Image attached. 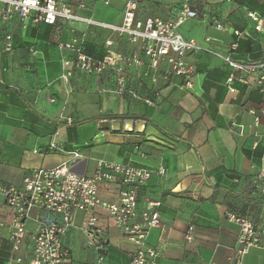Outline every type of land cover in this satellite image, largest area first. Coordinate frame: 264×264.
Returning <instances> with one entry per match:
<instances>
[{"label": "crops", "instance_id": "0c3cea01", "mask_svg": "<svg viewBox=\"0 0 264 264\" xmlns=\"http://www.w3.org/2000/svg\"><path fill=\"white\" fill-rule=\"evenodd\" d=\"M58 1L79 16L120 25L127 0H85L82 7L79 0ZM138 1L142 20L170 19L183 2ZM191 6L199 17L188 20L180 32L202 49L187 56L196 68L189 78H166L151 70L139 45L96 25L65 20L47 25L24 22L18 15L6 25L0 22V183L19 186L31 170L66 161L86 176L95 174L98 160L163 166L166 173L152 176L137 209L140 215L146 199L161 202V224L147 238L159 251L156 264H235L239 228L226 214L247 217L264 229V194L257 184L264 163V84L257 73L234 70L223 56L247 67L264 62V33L255 31L248 16L257 11L264 17V0H191ZM6 34L12 35L10 52L4 50ZM70 41L99 58L136 51L145 64L127 68L124 95L101 92L116 88L111 72H76L67 84L60 78L58 44ZM232 74L247 79L233 84L236 92L226 84ZM189 80L192 89L186 87ZM74 153L83 157L76 159ZM120 190L118 180L99 186L100 196L109 202L119 200ZM93 214L106 233L105 262L99 263L97 252L87 247L81 225L88 215L78 213L62 237L70 251L67 264H129L135 246L105 211ZM10 218L0 195V264H17L12 259L30 251L26 245L14 252ZM28 227L34 229V222ZM260 238L242 264H264V234Z\"/></svg>", "mask_w": 264, "mask_h": 264}, {"label": "built area", "instance_id": "2783aa9c", "mask_svg": "<svg viewBox=\"0 0 264 264\" xmlns=\"http://www.w3.org/2000/svg\"><path fill=\"white\" fill-rule=\"evenodd\" d=\"M85 0H79L82 7ZM138 0H127L123 12L122 23L112 25L96 22L90 18L79 16L71 8L61 4L58 0H0V22L8 24L15 15L22 21L28 20L34 23L55 25L58 20L80 21L88 25H96L109 29L119 36H126L130 43L139 45L148 66L155 72L162 71L166 78L185 77L195 75L196 68L187 61L189 53L202 48L194 38H186L180 28L190 19L199 17L192 9L191 0H183L178 12L170 19L147 18L139 19ZM249 18L255 22V31L264 33V17L258 12L249 11ZM221 28V25H218ZM112 41H106V46H112ZM62 53L61 79L69 84L76 72L85 75L102 76L111 72L115 78L116 88L101 89L102 93L124 95L128 93L127 68L136 64L143 66L145 60L134 51L129 55H120L108 52L99 58L83 51L76 41L59 43ZM237 48V43L232 49ZM13 49L12 35L6 34L4 50L10 52ZM223 59L234 70L257 73L259 82L264 84V62L253 66L238 64L230 56ZM166 63L167 69L162 70V63ZM257 71V72H255ZM156 80V77L154 78ZM239 81L247 83L245 77H237L234 74L227 79V87L230 92H236L233 84ZM186 87L193 88L189 80ZM136 96L134 92H131ZM149 105H154L151 100H146ZM71 122V119H68ZM52 149H58L55 144ZM144 156V154H140ZM83 156L74 153V158ZM166 169L160 166L151 169L127 163L109 160H98L97 169L93 176L79 174L72 170L70 162L66 161L52 168L33 169L23 179L21 185H5L0 183V195L5 199L6 205L11 211L8 223L11 229L10 239L14 252L23 250L28 246L29 252L25 257L12 259L13 263L20 264H67L70 251L64 247L62 237L75 225L78 213L87 214V218L81 225L85 236L86 245L94 249L98 254V262L104 263L108 253V241L105 230L100 226L98 217L93 214L96 209L105 211L114 221L122 235L134 246L129 264H156L159 251L147 243L150 231L161 224L158 208L161 202L146 199V208L138 215V203L142 189L151 180L154 174L164 175ZM118 180L121 186L119 200L109 202L104 200L99 193V186L103 182ZM257 184L264 194V163L257 177ZM229 221L239 228L237 260L235 264H242L243 258L261 242L259 230L249 218L234 212L226 214ZM29 222H34V229L30 230ZM192 241L191 235L187 237Z\"/></svg>", "mask_w": 264, "mask_h": 264}, {"label": "trees", "instance_id": "16d2710c", "mask_svg": "<svg viewBox=\"0 0 264 264\" xmlns=\"http://www.w3.org/2000/svg\"><path fill=\"white\" fill-rule=\"evenodd\" d=\"M255 12H257V11H255ZM260 14V13H259ZM261 15V14H260Z\"/></svg>", "mask_w": 264, "mask_h": 264}]
</instances>
